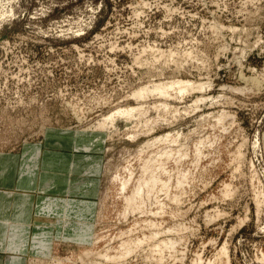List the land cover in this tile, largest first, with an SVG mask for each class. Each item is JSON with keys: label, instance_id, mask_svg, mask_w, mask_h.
Instances as JSON below:
<instances>
[{"label": "rangeland", "instance_id": "rangeland-1", "mask_svg": "<svg viewBox=\"0 0 264 264\" xmlns=\"http://www.w3.org/2000/svg\"><path fill=\"white\" fill-rule=\"evenodd\" d=\"M173 81L204 87L131 95ZM77 132L100 144L84 235L23 264L100 262L158 232L118 264H264V0H0V153Z\"/></svg>", "mask_w": 264, "mask_h": 264}, {"label": "crops", "instance_id": "crops-1", "mask_svg": "<svg viewBox=\"0 0 264 264\" xmlns=\"http://www.w3.org/2000/svg\"><path fill=\"white\" fill-rule=\"evenodd\" d=\"M98 141L77 132L47 136L53 152L31 145L18 154L0 153V264H23L54 239L84 235L99 173L88 152Z\"/></svg>", "mask_w": 264, "mask_h": 264}, {"label": "bare ground", "instance_id": "bare-ground-1", "mask_svg": "<svg viewBox=\"0 0 264 264\" xmlns=\"http://www.w3.org/2000/svg\"><path fill=\"white\" fill-rule=\"evenodd\" d=\"M181 82V81H180ZM179 81H177V82H175L174 83V81L173 82H169V83H165V84H162V83H159V84H154L153 86H149V87H145V86H143V87H141V89H137V91H135V92H133V94H131L132 95V97L134 98V99H136V100H144V99H146V98H148L150 95H157V96H160V97H162V96H167V95H169V91L171 90V89H173L175 86H177V88H178V92L180 93V94H182V93H184V92H186V91H188V90H195V89H202L204 86L203 85H197V86H194V85H190V84H188V83H180ZM195 84V83H194ZM176 88V87H175ZM176 90V89H175ZM194 92V91H193ZM173 93V92H172ZM186 93H188V92H186ZM184 95V94H183ZM131 97V98H132ZM151 97V96H150ZM165 98V97H164ZM165 107V106H164ZM142 108V107H141ZM143 109V108H142ZM141 109V110H142ZM140 111V109H139V107H137V108H125V109H118V111L115 113V114H113V115H110V116H107V117H105V118H103L102 120H101V122L100 123H98V129L100 130V131H102V130H105V129H107V126L108 125H110V126H112L113 125V123H114V121L116 120V119H118V118H120V119H125L126 121L127 120H129V119H131V118H133L134 116H135V114L137 113V112H139ZM145 111V110H144ZM140 112H142V111H140ZM139 115V114H138ZM109 127V126H108ZM113 128V127H112ZM169 138V137H168ZM167 140V139H166ZM165 140V141H166ZM159 142H162V139L159 141ZM159 142H157V143H159ZM164 142V141H163ZM173 142V141H172ZM160 144V143H159ZM158 144V145H159ZM201 144V143H200ZM157 145V146H158ZM202 146V145H201ZM198 147V146H197ZM164 152V151H163ZM158 153V152H157ZM171 154V153H170ZM169 154V155H170ZM159 157L161 156V154L160 155H158ZM164 156V155H163ZM177 156V155H176ZM179 156H180V153H179ZM197 156V155H196ZM150 157V156H149ZM155 158L156 160L157 159H160V158ZM168 157V156H167ZM200 157V156H199ZM187 158V157H186ZM149 160V159H148ZM148 160H146V161H148ZM155 160V161H156ZM154 161V162H155ZM153 163V161L151 162V164ZM159 163H161L162 164V162H159ZM145 164V163H144ZM147 164V163H146ZM160 168V167H159ZM160 170V169H159ZM158 172V171H157ZM147 173V172H146ZM145 173V174H146ZM152 174H150L149 175V177L148 178H141L140 180H138V182L136 183V185H134V187H133V189H131V191H130V195L128 196V197H126V206H127V210L128 211H133V212H135V210L137 209V203H138V200H140L141 199V195L143 194V193H147V194H149V195H152V194H155L156 193V189H157V187H158V183H159V181H158V178H156V176L153 174V172H151ZM131 177L130 178H128V180H123V179H121L120 180V190L122 191V192H125L127 189H128V184H129V182L131 181ZM117 181H119V180H117ZM167 185V184H166ZM166 188V187H165ZM163 189V188H162ZM170 189V188H169ZM226 191V190H225ZM228 193V192H227ZM146 194V195H147ZM227 195V194H226ZM148 197V196H147ZM148 199H149V197H148ZM149 201V200H148ZM175 201V200H174ZM144 203V202H143ZM143 206V205H142ZM144 207V206H143ZM161 207V206H160ZM140 208V207H139ZM141 210V209H140ZM142 216V215H141ZM148 223V222H147ZM149 224V223H148ZM152 226H153V223H152ZM154 226H155V224H154ZM153 226V227H154ZM152 229V228H151ZM167 231V230H166ZM160 234V232H158V233H155V234H151L150 236H144L141 240H135V241H125V242H121L120 243V245L118 246V252H116L115 254H113V255H108V254H106V255H98V254H96L97 255V257H99L100 259H101V261L100 262H96V261H94V262H91L90 260V262L88 263L87 262V264H118V263H120L121 261H124L126 258H128V256H130L131 254H133V253H135V252H137L141 247H142V245L145 243V242H147V241H151L152 239H154V238H156L158 235ZM162 235V234H161ZM129 236V235H128ZM123 238V237H122ZM92 242V241H91ZM164 243V242H163ZM162 242H159L156 246H155V248H161L163 245ZM146 244V243H145ZM165 244V243H164ZM170 244H171V242H170ZM169 244V245H170ZM174 244V243H173ZM171 246V245H170ZM173 246V245H172ZM165 247H166V245H165ZM168 247V246H167ZM154 249V248H153ZM150 250V249H149ZM157 250V249H156ZM161 252H163L161 249H159ZM168 250V249H167ZM158 251V250H157ZM174 251V250H173ZM169 252V251H168ZM221 252V251H220ZM225 252V251H224ZM157 254H158V252H156ZM155 253V254H156ZM84 254H86L85 256L87 257V256H89V254L90 253H84ZM224 254V253H223ZM159 255V254H158ZM227 256V255H226ZM85 257V258H86ZM87 258H89V257H87ZM98 258V259H99ZM262 258H264V255H263V257ZM91 259H93V258H91ZM83 260V259H82ZM86 260H88V259H86ZM159 260V259H158ZM199 260V259H198ZM228 260V259H227ZM264 260V259H263ZM81 261V260H80ZM85 261V260H84ZM149 261V260H148ZM161 261V260H160ZM200 261V260H199ZM229 261V260H228ZM82 262V261H81ZM151 262V261H150ZM201 263V262H200ZM208 263V262H207ZM59 264V263H58ZM82 264H83V262H82ZM84 264H85V262H84ZM208 264H211V263H208ZM215 264V263H214ZM226 264H229V262L228 263H226Z\"/></svg>", "mask_w": 264, "mask_h": 264}]
</instances>
